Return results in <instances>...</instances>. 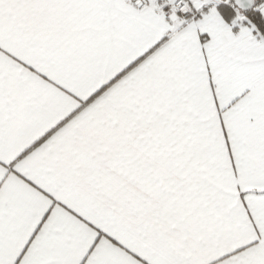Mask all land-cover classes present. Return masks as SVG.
<instances>
[{"label":"snow or ice","instance_id":"snow-or-ice-1","mask_svg":"<svg viewBox=\"0 0 264 264\" xmlns=\"http://www.w3.org/2000/svg\"><path fill=\"white\" fill-rule=\"evenodd\" d=\"M0 264H264V0H0Z\"/></svg>","mask_w":264,"mask_h":264}]
</instances>
